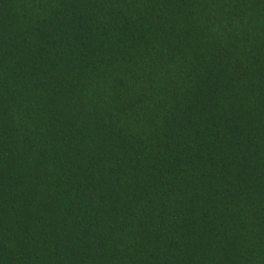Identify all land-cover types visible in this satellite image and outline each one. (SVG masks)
<instances>
[{"label":"trees","instance_id":"trees-1","mask_svg":"<svg viewBox=\"0 0 264 264\" xmlns=\"http://www.w3.org/2000/svg\"><path fill=\"white\" fill-rule=\"evenodd\" d=\"M0 264H264V0H0Z\"/></svg>","mask_w":264,"mask_h":264}]
</instances>
